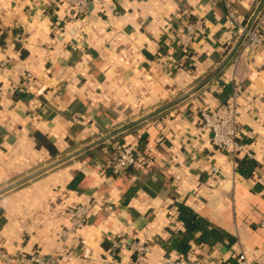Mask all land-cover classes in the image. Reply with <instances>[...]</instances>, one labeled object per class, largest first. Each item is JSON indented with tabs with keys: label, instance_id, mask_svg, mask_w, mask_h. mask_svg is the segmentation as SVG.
I'll return each instance as SVG.
<instances>
[{
	"label": "crops",
	"instance_id": "crops-1",
	"mask_svg": "<svg viewBox=\"0 0 264 264\" xmlns=\"http://www.w3.org/2000/svg\"><path fill=\"white\" fill-rule=\"evenodd\" d=\"M235 9L264 34V0ZM189 22L203 30L185 52ZM0 66L6 251L61 254L66 208L93 203L69 241L81 256L50 264H104L115 239L117 264H157L181 255L169 246L185 232L184 207L233 238L204 245L197 229L187 257L236 264L244 250L264 264V52L232 35L219 1L102 0L79 16L57 0H0ZM235 85L240 139L253 154L239 169L201 118ZM116 142L135 146L145 168L114 175ZM134 241L147 248L140 262Z\"/></svg>",
	"mask_w": 264,
	"mask_h": 264
},
{
	"label": "built area",
	"instance_id": "built-area-1",
	"mask_svg": "<svg viewBox=\"0 0 264 264\" xmlns=\"http://www.w3.org/2000/svg\"><path fill=\"white\" fill-rule=\"evenodd\" d=\"M58 2L75 10L80 16L82 15L88 5L102 4V0H57ZM219 1L226 12V23L231 30L232 35L241 38L244 44L250 49H261L264 52V34L261 32L260 25L250 26L240 21L235 4L238 0H217ZM203 27L200 22H189L184 28L183 35L179 40V45L188 52L195 36L202 31ZM3 69V66H0ZM242 87L235 85L232 88L227 99L219 104L213 110H202L201 118L204 127L207 128L212 137V144L215 148L229 156L235 161L245 154L248 158H253L250 151H245V146L240 139V125L238 107V98ZM115 160L112 163V172L116 176H120L130 169H143L146 164L141 158L137 148L131 144H122L116 142L113 145ZM211 175L217 176L220 170L216 166L211 167ZM93 203L72 205L66 208V215L69 220L68 226L61 229L59 238L63 244L61 254L47 255L40 250L28 255H12L5 250L0 242V262L2 264H50L55 256L66 258L69 261L81 256L78 250H72L69 241L75 237L77 232L82 229L89 218ZM123 244L119 240L112 241V259L104 261V264H117L118 252L122 249ZM133 253L134 259L140 262L146 255L147 248L144 244L134 241L128 246ZM86 252V250H85ZM157 264H220L215 260H205L198 258H189L185 256H178L175 258H165ZM236 264H254L246 255L244 250H240L236 256Z\"/></svg>",
	"mask_w": 264,
	"mask_h": 264
},
{
	"label": "trees",
	"instance_id": "trees-1",
	"mask_svg": "<svg viewBox=\"0 0 264 264\" xmlns=\"http://www.w3.org/2000/svg\"><path fill=\"white\" fill-rule=\"evenodd\" d=\"M241 162L242 161L240 160V158L236 160L238 169L242 164ZM180 211L182 220L185 225V232L181 235H174L172 237L169 246L170 250L172 249V251H176L182 256L187 257L186 254L190 252L189 242L191 239H194V231L197 229H200L202 231V235L200 236L198 241L204 245H211L215 242L219 243L224 240H233L230 234L221 229L213 228L211 232L206 231L207 227L205 225V222L202 219H199L197 215H195L190 209L181 207Z\"/></svg>",
	"mask_w": 264,
	"mask_h": 264
}]
</instances>
